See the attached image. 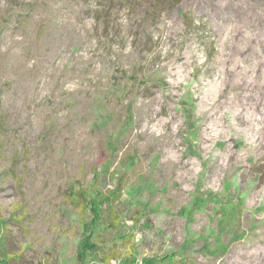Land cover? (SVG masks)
<instances>
[{
    "label": "rangeland",
    "instance_id": "obj_1",
    "mask_svg": "<svg viewBox=\"0 0 264 264\" xmlns=\"http://www.w3.org/2000/svg\"><path fill=\"white\" fill-rule=\"evenodd\" d=\"M0 219L9 264H264V0H0Z\"/></svg>",
    "mask_w": 264,
    "mask_h": 264
},
{
    "label": "trees",
    "instance_id": "obj_2",
    "mask_svg": "<svg viewBox=\"0 0 264 264\" xmlns=\"http://www.w3.org/2000/svg\"><path fill=\"white\" fill-rule=\"evenodd\" d=\"M89 202H90L89 206L91 204H93L91 202V200H89ZM91 209H93V205L91 206ZM4 224H5V222L0 219V237H1V231H2L1 229H2ZM91 239L92 238L89 236L84 237L82 239V241H83V252L81 254L83 255V258L85 257V255L88 252L91 253V250L93 247V244H90ZM0 244H1V240H0ZM0 264H9V257H8V255H6V250L4 249V247H1V246H0Z\"/></svg>",
    "mask_w": 264,
    "mask_h": 264
}]
</instances>
